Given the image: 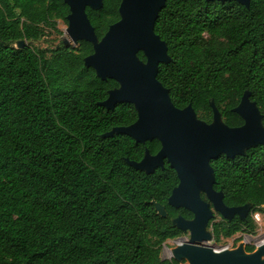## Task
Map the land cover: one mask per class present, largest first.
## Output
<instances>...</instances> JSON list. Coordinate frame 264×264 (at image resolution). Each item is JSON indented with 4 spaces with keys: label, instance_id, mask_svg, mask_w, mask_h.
<instances>
[{
    "label": "trees",
    "instance_id": "16d2710c",
    "mask_svg": "<svg viewBox=\"0 0 264 264\" xmlns=\"http://www.w3.org/2000/svg\"><path fill=\"white\" fill-rule=\"evenodd\" d=\"M120 2L104 0L90 15L99 38L118 20ZM67 12L63 0H0V264H181L161 256L163 244L184 233L172 218L193 217L168 202L176 170L165 161L146 173L125 161L141 160L146 148L156 153L160 141L102 137L133 123L137 110L129 102L110 110L98 103L118 82L85 66L91 42H61L51 55L33 44L49 29L63 33L58 22L67 19L56 18ZM155 31L172 57L157 78L177 107L191 103L210 122L214 99L227 124L241 125L233 108L248 89L264 113V0L250 7L167 0ZM211 164L214 188L228 206L252 202V211L264 210V144ZM153 200L166 206V217ZM251 214L236 224L214 223L215 238L254 233Z\"/></svg>",
    "mask_w": 264,
    "mask_h": 264
},
{
    "label": "water",
    "instance_id": "95a60500",
    "mask_svg": "<svg viewBox=\"0 0 264 264\" xmlns=\"http://www.w3.org/2000/svg\"><path fill=\"white\" fill-rule=\"evenodd\" d=\"M63 1L71 10L64 45H77L81 40L91 42L93 52L84 57L85 66L92 67L102 80L111 78L118 82V86L109 89L108 96L98 103L110 110L118 103L129 102L137 110L133 123L115 126L102 137L126 134L142 143L158 139L161 147L156 153L146 148L141 160L125 157V161L146 173L163 168L167 161L177 172L179 183L168 202L176 208L190 210L193 217L178 214L172 218L175 227L190 234L187 242L173 248V258L181 264L184 259L188 264H264V242L254 252H247L243 242L237 248L220 250L205 243L213 238L209 223L216 213L228 220L236 215L245 219L253 208L252 202L238 206H228L224 202L223 191L214 188L215 172L211 164V160L222 154L234 158L264 144V113L251 98L252 92L245 90L233 108L244 120L241 125L227 124L214 99L210 101L213 117L208 122L197 115L191 103L177 107L169 88L157 78L160 65L172 61L166 41L155 31V22L167 0H121L120 19L112 23L101 38L85 8H101L103 0ZM218 1H237L246 7H250L251 2ZM25 44V40H19L16 46L24 47ZM140 51L145 59L139 56ZM152 202L159 215H168L165 205Z\"/></svg>",
    "mask_w": 264,
    "mask_h": 264
},
{
    "label": "rangeland",
    "instance_id": "374dc122",
    "mask_svg": "<svg viewBox=\"0 0 264 264\" xmlns=\"http://www.w3.org/2000/svg\"><path fill=\"white\" fill-rule=\"evenodd\" d=\"M58 26L61 29L63 33L59 34L55 32L52 29H49V33L46 34L43 39L34 42L33 44L39 48H46L48 49V55H51V50L54 49L57 45H60L61 42H63L64 37H68V33L66 31L67 29V23L64 21H59ZM76 46L73 43H71L68 47ZM67 47V48H68ZM252 218L256 223V229L254 233H237L233 237L229 238H221L220 240L215 238L214 235V227L213 224L221 220V216L216 213L213 221L209 223V229L213 232V238L207 242H205L207 245L213 247L216 250H220L221 248L225 246H236L240 244L241 242H245V245H254L255 249L253 252L257 249V247L264 242V210H253L252 211ZM190 234L189 232H184L182 235H180L177 238L174 239H168L162 246L161 249V256L162 258H173L172 250L173 248L177 247L179 243L181 242H187L189 240ZM182 264H188V261L186 259L182 260Z\"/></svg>",
    "mask_w": 264,
    "mask_h": 264
},
{
    "label": "flooded vegetation",
    "instance_id": "af4514ba",
    "mask_svg": "<svg viewBox=\"0 0 264 264\" xmlns=\"http://www.w3.org/2000/svg\"><path fill=\"white\" fill-rule=\"evenodd\" d=\"M121 3V2H120ZM66 5H67V7H68V12H67V14L65 15V18H63V17H58V18H56V19H68V15L70 14V12H71V10H70V6L66 3ZM103 6H104V0H103ZM103 6L101 7V8H98V9H94V8H92V7H90V6H86V8H85V10H86V13H87V16H88V18L89 19H91L90 18V15L92 14V12H99V11H101L102 9H103ZM119 6H120V4H119ZM118 10H119V8H118ZM120 19V13H119V18H118V20ZM67 25H68V21H67ZM93 25V24H92ZM64 44V43H63ZM202 196L203 197H205V195L204 194H202ZM250 213H252V209H251V211L248 213V215H247V217L249 216V214ZM219 214V213H218ZM220 216H221V219L222 220H224V221H227V222H234L235 224L236 223H239L240 221H244V220H246L247 219V217L245 218V219H241L238 215H236V216H234L231 220H228V219H226V218H224L221 214H219ZM236 235V234H235ZM244 243V248H245V250H246V247L248 246V245H245V242H243ZM239 245V244H238ZM238 245H236V246H230V248H228V249H234V248H237L238 247ZM250 245V244H249ZM247 251V250H246ZM247 252H250V251H247ZM252 252V251H251Z\"/></svg>",
    "mask_w": 264,
    "mask_h": 264
},
{
    "label": "built area",
    "instance_id": "2783aa9c",
    "mask_svg": "<svg viewBox=\"0 0 264 264\" xmlns=\"http://www.w3.org/2000/svg\"><path fill=\"white\" fill-rule=\"evenodd\" d=\"M240 234H243V233H240ZM246 234V233H245ZM235 236V235H234ZM244 242V241H243ZM227 248H230V246H225V247H223V248H221V249H227Z\"/></svg>",
    "mask_w": 264,
    "mask_h": 264
},
{
    "label": "bare ground",
    "instance_id": "6f19581e",
    "mask_svg": "<svg viewBox=\"0 0 264 264\" xmlns=\"http://www.w3.org/2000/svg\"><path fill=\"white\" fill-rule=\"evenodd\" d=\"M262 244V243H261Z\"/></svg>",
    "mask_w": 264,
    "mask_h": 264
}]
</instances>
